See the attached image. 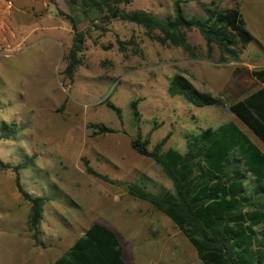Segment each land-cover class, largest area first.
Returning <instances> with one entry per match:
<instances>
[{
	"label": "rangeland",
	"instance_id": "rangeland-1",
	"mask_svg": "<svg viewBox=\"0 0 264 264\" xmlns=\"http://www.w3.org/2000/svg\"><path fill=\"white\" fill-rule=\"evenodd\" d=\"M174 1L130 0L114 6L113 18V13H81L65 0H0V162L27 163L19 170L21 188L44 199L41 219L32 228L31 206L17 191L13 171L0 168V264H53L95 223L116 233L127 264H202L166 216L128 196L123 186L87 175L81 162L86 159L118 183L164 195L172 192L166 174L131 148L138 133L150 151L171 133L166 149L183 153L187 136L234 122L264 154V146L228 110L242 93L233 76L251 88L247 70L219 64L214 45L208 57L196 30L187 34L195 52L190 58L180 48L160 44L158 31L148 36L118 16L146 11L171 18ZM211 1L220 10L237 5L254 37L248 47L256 56L246 52L244 60L263 63L264 0L189 1L182 6L185 16L204 17L202 5ZM76 33L82 36L81 49L70 81L63 71ZM176 75L221 104L196 107L171 97L168 87ZM105 101L120 110V118ZM133 101H138L137 126ZM100 127L112 132L93 135ZM7 131L14 134L6 138Z\"/></svg>",
	"mask_w": 264,
	"mask_h": 264
},
{
	"label": "trees",
	"instance_id": "trees-1",
	"mask_svg": "<svg viewBox=\"0 0 264 264\" xmlns=\"http://www.w3.org/2000/svg\"><path fill=\"white\" fill-rule=\"evenodd\" d=\"M81 13L96 11L113 13V8L130 0H65ZM198 1V0H189ZM189 1L175 0L173 16L162 19L146 11L122 12L120 20L144 28L150 36L158 31L160 44L180 48L195 58L194 48L187 41L195 29L205 42L208 57L212 46L219 52L218 63L239 62L243 50L254 41L247 30L237 5L220 10L214 1L202 5L204 17H186L182 6ZM72 30L76 26L69 18ZM68 51L64 76L72 81L79 65L78 53L82 36L76 33ZM251 76L264 83V68ZM171 97L181 96L196 107L216 106L221 101L210 94H198L182 76L172 78L168 87ZM138 101L130 103L133 123L137 126ZM105 106L120 118V110L105 101ZM229 112L264 146V88L242 100L230 103ZM112 130L100 127L93 135ZM14 134L7 131L6 138ZM168 133L148 150V140L140 134L131 142L139 155L156 162L172 184V192L154 194L137 184H122L93 170L86 159L81 162L87 175L111 185L123 186L127 195L148 203L166 216L194 249L202 264H264V154L234 122L217 128L208 127L185 139V151L167 148ZM27 163L10 166L0 162L1 169H11L15 186L30 203V226L41 219L44 199L31 198L20 185L19 170ZM123 247L116 233L105 225L92 224L53 264H127Z\"/></svg>",
	"mask_w": 264,
	"mask_h": 264
},
{
	"label": "crops",
	"instance_id": "crops-1",
	"mask_svg": "<svg viewBox=\"0 0 264 264\" xmlns=\"http://www.w3.org/2000/svg\"><path fill=\"white\" fill-rule=\"evenodd\" d=\"M195 30V29H193ZM249 46V45H248ZM246 47L241 56H240V62L237 63V62H232L231 64H236V67L234 68H240L241 70H247V72H249V74L251 75V72L254 71V70H259L261 68H264V62L261 63L259 62L258 64H254V63H249L247 62L246 60H244V58L246 57V52H249L252 56H256V53L254 52L253 49H250L249 47ZM217 54H218V57H219V52H218V49H217ZM258 65V66H257ZM234 75V73H233ZM232 75V76H233ZM252 77V76H251ZM233 79H234V84L236 83V87L238 89V91L240 92V90H242V93L239 94V96L235 99V101H238V100H242L243 98H245L246 96H248L250 93H253L255 91H258L262 88H264V83H259L258 81H256L253 77V83L251 85V88L250 89H247V85L245 83V81H241L242 79L240 78H236L235 80V76H233ZM258 140V139H257ZM259 141V140H258ZM254 142V141H253ZM256 142V141H255ZM257 145V147L262 151V148L260 147V145L258 143H255ZM260 142V141H259ZM261 143V142H260ZM262 144V143H261ZM263 145V144H262ZM263 152V151H262ZM54 263V262H53Z\"/></svg>",
	"mask_w": 264,
	"mask_h": 264
},
{
	"label": "water",
	"instance_id": "water-1",
	"mask_svg": "<svg viewBox=\"0 0 264 264\" xmlns=\"http://www.w3.org/2000/svg\"><path fill=\"white\" fill-rule=\"evenodd\" d=\"M117 13H118V11L116 10V11L113 13L112 17L115 18L116 15H117Z\"/></svg>",
	"mask_w": 264,
	"mask_h": 264
}]
</instances>
